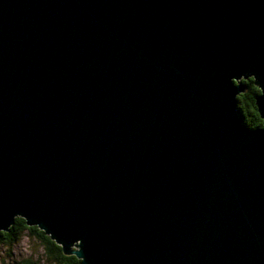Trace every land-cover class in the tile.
<instances>
[{
  "label": "water",
  "instance_id": "obj_1",
  "mask_svg": "<svg viewBox=\"0 0 264 264\" xmlns=\"http://www.w3.org/2000/svg\"><path fill=\"white\" fill-rule=\"evenodd\" d=\"M14 214L81 264H264V0H0Z\"/></svg>",
  "mask_w": 264,
  "mask_h": 264
},
{
  "label": "trees",
  "instance_id": "obj_2",
  "mask_svg": "<svg viewBox=\"0 0 264 264\" xmlns=\"http://www.w3.org/2000/svg\"><path fill=\"white\" fill-rule=\"evenodd\" d=\"M251 77L241 79L244 90L236 95V111L243 124L255 128L262 125L263 121L258 116L254 97L259 93L258 87L253 84ZM27 230L29 234H35L44 249L46 259L53 264H81V260L72 254H65L60 245L54 242L49 235L38 229L35 225L29 226L22 217L16 216L7 231L0 232V247L15 243L21 233ZM18 264H38L36 262L24 261Z\"/></svg>",
  "mask_w": 264,
  "mask_h": 264
},
{
  "label": "rangeland",
  "instance_id": "obj_3",
  "mask_svg": "<svg viewBox=\"0 0 264 264\" xmlns=\"http://www.w3.org/2000/svg\"><path fill=\"white\" fill-rule=\"evenodd\" d=\"M240 120L242 119L240 118ZM243 125L245 126V124ZM39 240L40 239H38V237L35 234L32 233L29 234L27 230L23 231L21 233V236L15 243L0 247V264H18L19 262H24L26 260L30 262H36L38 264H53L46 259L45 257L46 255L44 254V249ZM76 248H77L76 244L70 247V249H76Z\"/></svg>",
  "mask_w": 264,
  "mask_h": 264
},
{
  "label": "bare ground",
  "instance_id": "obj_4",
  "mask_svg": "<svg viewBox=\"0 0 264 264\" xmlns=\"http://www.w3.org/2000/svg\"><path fill=\"white\" fill-rule=\"evenodd\" d=\"M248 77H251L252 79L251 80H253V76H252V74H248V75H246L245 77H244V79H246V78H248ZM241 78H243L242 77V75L241 74H239L238 75V77L237 78H233V77H231V79H230V84L232 85V86H235V85H241L242 86V90L244 89V86H243V84H241V82H240V79ZM257 86V85H256ZM258 88H259V86H257ZM242 90L241 91H238V92H236V93H234L233 95H232V99L234 100V103H233V112H234V115H235V118L237 119V121H238V123H239V125H240V127H243V128H245V129H248V130H253V129H261V128H263L262 127V125H263V123H262V125L261 126H257V127H255V128H252V127H248V126H244L243 124H242V121L240 120V118H239V116H238V113H237V111H236V95L237 94H239L240 92H242ZM259 91H260V88H259ZM259 95H261V91L256 95V96H259ZM256 106V105H255ZM258 112V111H257ZM261 119H262V121H263V118L262 117H260ZM16 216H20V217H22L23 219H24V217L22 216V215H20V214H14L13 215V220H12V222L9 224V226L13 223V221H14V218L16 217ZM25 220V219H24ZM32 225H35L38 229H40V230H42L43 231V229H41V228H39L35 223H33V224H31V225H29V226H32ZM9 226L7 227V229H0V232H2V231H7L8 230V228H9ZM44 232V231H43ZM45 234H47L46 232H44ZM48 235V234H47ZM49 237L52 239V240H54L50 235H49ZM54 242H55V240H54ZM55 243H57V242H55ZM71 251H74V249H70ZM65 254H72V255H74V256H76L74 253H72V252H64ZM77 258H79L80 260H81V257H78V256H76Z\"/></svg>",
  "mask_w": 264,
  "mask_h": 264
}]
</instances>
